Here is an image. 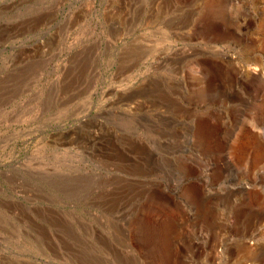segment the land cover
I'll return each instance as SVG.
<instances>
[{
  "label": "rangeland",
  "instance_id": "rangeland-1",
  "mask_svg": "<svg viewBox=\"0 0 264 264\" xmlns=\"http://www.w3.org/2000/svg\"><path fill=\"white\" fill-rule=\"evenodd\" d=\"M0 264H264V0H0Z\"/></svg>",
  "mask_w": 264,
  "mask_h": 264
}]
</instances>
